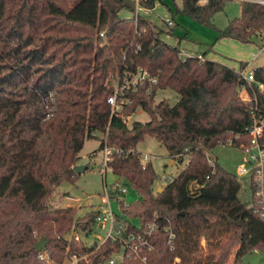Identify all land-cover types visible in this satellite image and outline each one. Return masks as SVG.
<instances>
[{"label":"trees","instance_id":"obj_1","mask_svg":"<svg viewBox=\"0 0 264 264\" xmlns=\"http://www.w3.org/2000/svg\"><path fill=\"white\" fill-rule=\"evenodd\" d=\"M163 1L140 0V5L153 9L166 5ZM229 1L181 0L180 6L167 7L171 16L186 15L215 29L217 40L254 43L264 31V5L243 1L239 16L218 28L213 18ZM122 9L134 12L128 0H71L68 5L0 0V264H62L69 252L88 254L79 264H105L119 248L67 240L71 229H91L98 212L78 215L75 206L49 204L61 183L75 182L73 166L91 138L99 140L97 150L114 149L111 172L140 195L127 205L118 202L116 220L126 232H138L158 217L147 264H200L201 238L213 250L209 264H225L233 252L232 264L254 250L264 255V220L255 198L239 200L237 176L210 162L216 146L248 143L254 110L264 117V91L240 75L246 62L235 70L197 55L184 57L180 40L170 45L160 37L162 26L143 15L136 22L121 17ZM137 66L156 82L120 91L118 108L112 109L107 99L114 95L116 79ZM253 76L264 83V64L253 69ZM243 86L248 101L240 96ZM163 89L178 94L174 105L155 101ZM138 110L149 120L128 125L125 119ZM146 136L172 158L188 156L184 169L159 192L153 190L158 175L152 161L143 164L136 148ZM125 217L139 218L141 227ZM165 226L171 228V241ZM42 237L45 246L36 251ZM121 264L139 263L125 259Z\"/></svg>","mask_w":264,"mask_h":264},{"label":"rangeland","instance_id":"obj_2","mask_svg":"<svg viewBox=\"0 0 264 264\" xmlns=\"http://www.w3.org/2000/svg\"><path fill=\"white\" fill-rule=\"evenodd\" d=\"M66 5L70 4L71 0H61ZM129 4L136 6V0H128ZM168 3L174 8L173 1L167 0ZM172 1V2H171ZM178 6L181 5V0H175ZM163 16L169 14L168 11L163 8H157ZM163 11V12H162ZM157 12V11H156ZM240 14V2L238 1H229L225 4L224 9L215 14L213 18V23L218 28H224L227 23L238 17ZM121 17H132L133 13L127 9H122L119 12ZM181 16V17H178ZM184 17V18H183ZM151 18V19H150ZM152 22L162 26L164 31L160 33V37L170 45H177L178 40H180V47H186L191 49L190 51L194 52H204L206 54H215L220 59H224L228 64L236 65L234 68H237L238 65L242 62H246L245 71L248 72L254 68L260 67L264 64V49H261V46L264 42V31L261 35L254 37V43H237L233 41H225L224 43H216L211 40V32L216 31L215 29L207 26H203L197 21L193 20L189 16L176 14V18H181L183 25H186V29L189 31V35L186 34L180 35V25L176 24L173 28L171 34L167 33V26L163 25L154 15L150 16ZM172 30V29H170ZM206 41H211L208 43ZM187 51V50H186ZM188 52H182V56H192L188 55ZM209 59V58H208ZM237 68V69H238ZM235 69V70H237ZM55 93L52 91L49 93V97L54 99ZM240 96L244 101L251 99V96L248 94L249 99L247 98V93L244 89L241 88ZM155 101L158 102L162 99H167L170 105H174L178 99V94L172 89H163L158 90L155 94ZM50 109V108H49ZM48 109V110H49ZM149 120L148 113L138 110L134 114L129 115L126 118L128 125L132 121L147 122ZM99 146V140L96 138L86 139L84 145L79 152L80 161L89 163V167L85 169L82 173L77 174V178L74 183L63 182L61 183L53 192L49 198V204L52 207H66V206H75L77 209V214L82 215L90 209H95L103 207L101 202V197L104 196V184L108 193H110V186L117 181L119 178L114 175L110 170H107L105 173V178L101 169L102 160L104 158V152L102 150H97ZM137 151L140 152L142 157L144 155H149V159L153 163L155 171L158 175L157 179L153 184L154 192H159L162 190L164 185L169 181L165 178L169 177L171 180L186 166L188 162L187 154H183L182 158H172L166 149L161 146L158 141L153 136H146L144 139L138 143ZM95 152L92 155V152ZM244 154L238 147H233L230 145H218L212 149L210 153V162L212 160L217 161L224 169L236 175V168L239 163L243 160ZM77 164H84L80 163ZM240 183V190L238 192V199L241 201L249 200L251 197V190L249 186V179L244 176H237ZM120 180V179H119ZM123 183V180H120ZM126 192L121 194V196H115L114 198L109 199L110 206L112 211L115 214H121L119 208V201H123L124 205H127L130 202H134L140 199V195L129 185H126ZM125 220L130 222L137 228H140L139 218H129L125 217ZM100 222L94 220L91 225V229L88 231H82L79 229H71L68 234L64 237L67 240H71L74 234L80 236V240L85 242L89 246H94L98 239L105 236V232L109 227V223L106 222L105 226L101 229ZM225 236V234H224ZM215 238V235H212ZM212 239V238H211ZM39 240V239H38ZM102 240V239H101ZM200 245L202 247V260L200 264H209L212 262V247L211 245H205V240L200 239ZM68 249V247H67ZM234 253V252H233ZM231 253L228 261L225 264H232L234 254ZM65 262V259L63 263ZM62 263V264H63ZM264 255L258 251L249 252L244 254L240 264H263Z\"/></svg>","mask_w":264,"mask_h":264},{"label":"built area","instance_id":"obj_3","mask_svg":"<svg viewBox=\"0 0 264 264\" xmlns=\"http://www.w3.org/2000/svg\"><path fill=\"white\" fill-rule=\"evenodd\" d=\"M207 0H199L200 3H205ZM238 2L248 1L264 5V0H233ZM151 8L143 7L140 5V0H136V6L134 7L133 18L135 22L139 15L148 16L152 13ZM168 25H171V21H167ZM264 49V42L261 46ZM200 59L201 55H197ZM240 75L246 81V83H255L260 91H264V83L256 82L253 76V70L246 72L245 70H239ZM156 82V78L150 74V72L137 66L135 70H124L122 76H118L115 81L114 95L109 96L107 99L108 104L112 109H117L116 95L120 91L126 88L137 89L138 86L148 85L149 88ZM248 96L246 87L243 86ZM149 91V89H148ZM249 99V96L247 97ZM50 100H52L49 97ZM126 122V119H125ZM249 140L247 144H241L238 148L243 152L244 157L241 163L236 168V176H244L249 179V186L251 190V196L255 198L257 205L260 207L258 210L259 217L264 220V117L256 114V109L253 113V120L251 126L248 128ZM113 148L104 145L102 151L104 152V158L101 164V171L103 178L109 168V162L113 153ZM149 155L141 156L142 162H146L149 159ZM111 171V170H110ZM171 181L169 177L165 178ZM110 193H108L106 184H104V196L101 197L103 207L95 208L98 212L95 221L100 222V228L105 226V223H109V227L105 232V236L98 239L94 244V248H98L104 242H109L111 245H119L118 249H114L110 257L105 261V264H121L125 259L137 260L139 264H147L146 253H150L154 246L152 239L154 233L159 228L157 219L154 215L151 219H148L138 232H126L125 224L116 220L115 213L112 211L109 199L115 196H121L126 192L125 184L118 179L110 186ZM164 229L169 230V239L173 238L171 228L165 226ZM72 239L79 241L80 236L76 233L72 236ZM102 239V240H101ZM88 254H77L69 252L65 257L63 264H79L81 260L87 261ZM39 258H43L42 254ZM264 264V263H263Z\"/></svg>","mask_w":264,"mask_h":264},{"label":"crops","instance_id":"obj_4","mask_svg":"<svg viewBox=\"0 0 264 264\" xmlns=\"http://www.w3.org/2000/svg\"><path fill=\"white\" fill-rule=\"evenodd\" d=\"M166 5H156L155 6V8H153V10H152V13L150 14V15H148L147 16V18H150V16L151 15H154L155 16V18L156 19H158L161 23H167V21L169 20V21H171V25H167L168 27H167V29L168 28H170V27H173V26H176L175 24H179L180 25V27H181V29H180V35H182V34H186L185 36H187V35H189V31L186 29V25H183V22H184V20H183V22L180 20L181 18H176V14L175 15H173V16H171L170 15V11H169V9H168V7L167 6H169V8L170 9H173V7L168 3V1L167 0H164L163 1ZM172 2V1H171ZM174 4H176L177 5V3L175 2V0H173V5ZM157 8H163L164 10H166V11H168L169 12V14L166 16H163L160 12H158V9ZM157 11V12H156ZM163 12V11H162ZM178 17H181V16H179L178 15ZM184 18V17H183ZM151 19V18H150ZM153 21V20H152ZM155 22V21H154ZM168 24V23H167ZM164 25V24H163ZM172 32H173V29H172ZM211 40L212 41H214V42H216V43H224L225 41H233L234 42V40H230V39H219V40H217V32L216 31H214L213 30V32H211ZM206 42H208V43H211V41H206ZM235 42H237V41H235ZM237 43H239V42H237ZM181 50H182V52H188L187 54L188 55H201L202 56V58H204V59H208V60H212V61H216V62H219V63H221V64H224V65H226V66H228V67H231V68H233V69H237L238 67H239V65H238V67L237 68H234L236 65L234 64V65H231V64H228L224 59H220L217 55H215V54H206V55H204V52H192V51H190L191 49H187L186 47H181ZM187 50V51H186ZM234 66V67H233ZM80 163H85V162H81L80 161ZM89 167V163H88V166L85 168V169H87Z\"/></svg>","mask_w":264,"mask_h":264},{"label":"water","instance_id":"obj_5","mask_svg":"<svg viewBox=\"0 0 264 264\" xmlns=\"http://www.w3.org/2000/svg\"><path fill=\"white\" fill-rule=\"evenodd\" d=\"M88 166V163L84 164H76L73 166V171L77 174L82 173L85 168ZM46 240L44 237H42L39 241L35 242L34 248L36 251H40L45 246Z\"/></svg>","mask_w":264,"mask_h":264}]
</instances>
